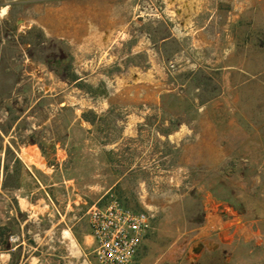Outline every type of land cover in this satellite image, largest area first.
Segmentation results:
<instances>
[{"label":"rangeland","instance_id":"374dc122","mask_svg":"<svg viewBox=\"0 0 264 264\" xmlns=\"http://www.w3.org/2000/svg\"><path fill=\"white\" fill-rule=\"evenodd\" d=\"M111 200L136 264H264V0H0V264H100Z\"/></svg>","mask_w":264,"mask_h":264},{"label":"built area","instance_id":"2783aa9c","mask_svg":"<svg viewBox=\"0 0 264 264\" xmlns=\"http://www.w3.org/2000/svg\"><path fill=\"white\" fill-rule=\"evenodd\" d=\"M89 225L100 264H136L152 229V215L111 200L92 207Z\"/></svg>","mask_w":264,"mask_h":264},{"label":"crops","instance_id":"0c3cea01","mask_svg":"<svg viewBox=\"0 0 264 264\" xmlns=\"http://www.w3.org/2000/svg\"><path fill=\"white\" fill-rule=\"evenodd\" d=\"M251 264H255L254 262H252Z\"/></svg>","mask_w":264,"mask_h":264}]
</instances>
